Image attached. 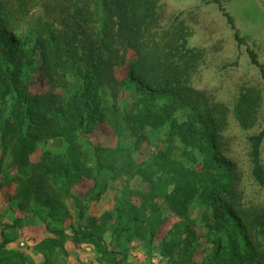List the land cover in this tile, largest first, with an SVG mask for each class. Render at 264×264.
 Wrapping results in <instances>:
<instances>
[{
	"label": "rangeland",
	"instance_id": "374dc122",
	"mask_svg": "<svg viewBox=\"0 0 264 264\" xmlns=\"http://www.w3.org/2000/svg\"><path fill=\"white\" fill-rule=\"evenodd\" d=\"M152 2H143L146 30L132 47L117 35L120 0H0V65L17 72L27 97L66 105L82 82L63 67V55L87 70L104 54L101 84L91 98L90 91L85 95L97 116L90 131L46 137L28 164L18 166L16 129L2 137L0 128V243L3 234L9 239L1 249L8 259L0 264L43 263L36 245L52 236L47 225L66 235L62 251L49 258L54 264H264V185L254 179L248 140L264 125V80L247 53L254 50L264 64V0H223L242 45L210 0ZM46 22L62 57L53 52ZM102 31L111 45L104 52ZM50 75L63 76L61 84L52 87ZM14 92H0V118H14ZM147 110L170 119L146 127V140L134 149L136 137L123 117ZM261 161L264 166V140ZM103 162L107 166L100 169ZM97 171L100 184L93 191L90 175ZM179 181L201 189L184 218L168 199ZM152 186L157 195L149 199ZM74 197L84 207L82 218ZM17 218L23 221L6 227ZM78 225L99 233L110 252L73 243L72 227ZM164 241L178 243L172 258L159 253Z\"/></svg>",
	"mask_w": 264,
	"mask_h": 264
},
{
	"label": "trees",
	"instance_id": "16d2710c",
	"mask_svg": "<svg viewBox=\"0 0 264 264\" xmlns=\"http://www.w3.org/2000/svg\"><path fill=\"white\" fill-rule=\"evenodd\" d=\"M125 1L126 3H124ZM142 1L145 4H147L146 2L151 3V5L153 3V0H120L119 7L121 8V13L119 15L117 35L118 37L126 39L128 44L132 47L137 46L134 42L137 40L138 35L143 34L146 30V27L143 29L141 28V22L144 21L141 12L144 8V3ZM210 2L216 4L220 13L225 17L227 23L233 31V37L237 44H244L243 37L237 29L233 17L225 9L223 0H210ZM129 3H131V5H128ZM152 7L154 9V6ZM44 28L49 37L53 52L57 56L56 58L62 57L59 53L60 47L57 44L56 36L53 34L49 23H44ZM105 38L106 35L102 31V39L99 42V47L102 52L111 48V45L105 44ZM247 53L251 63L259 68L261 77L264 80V64L259 62L257 54L254 50L247 48ZM63 56L67 58V63L65 62V66L63 67L66 68L68 65V67L74 72L76 79L82 82V90L79 94L72 97L71 102L66 105H62L61 103L55 107L53 104L49 103V101H46V99L41 100L40 98L32 99L27 97L24 86L21 85L16 78L17 72L14 70H8L5 72L3 67L0 65V92L4 90L5 93H7L9 92V88H13L15 90V94L12 97L15 102V106L17 105L13 119L9 121V119H4L3 117L0 118V128L2 129L1 136L3 137V135H7L9 131L16 129V132L14 133L15 140L13 161L18 166H25L28 164V155L33 151L34 147L40 140L49 136L62 135L65 137H73L77 134L79 129H82L83 131H90L92 126L97 121L96 109L89 107V100L85 98V95H87L90 91L88 97L91 98L92 91H94V89L101 84L104 54L101 53L98 55L87 70H82L78 66L73 65V63H71L73 58L69 53H66V55ZM140 60L146 62L143 57ZM47 70L49 71V69ZM46 75L49 76V73H46ZM53 76L54 75H50L51 86L55 87L58 81L61 84L63 76L59 78H54ZM170 80V77L165 79L166 84H169ZM41 106H43L45 110L42 113L38 112ZM4 110V103L2 106L0 104V116L3 115ZM48 111H51L54 117L47 115L46 112ZM29 115H36V117L33 118L32 121L28 120V122H25V120L22 119V116L29 117ZM123 118L124 122L136 137L134 149H138L147 138L143 130L146 127L158 128L170 119V114H164L162 111L157 112L147 110L144 111V113H127ZM171 125L172 130H175V121L172 120ZM248 140L250 142V155L253 163L252 173L254 179L260 185H264V166L261 161V145L264 140V125L257 133L249 135ZM95 149L97 151L99 150L98 148ZM96 154L98 155V152ZM76 161L78 162V160ZM106 166V163L103 162L99 168H105ZM142 169L143 168H138L140 175L146 177V180L151 181L152 178L147 176L148 172ZM85 170L89 171L88 169ZM99 175L100 171H97L95 176L90 175L95 182L93 185V191L97 189L100 184ZM189 175L190 172H187L183 177L185 178ZM37 186H40V180L38 181ZM40 190L41 189H37L38 192H40ZM200 190L201 189L199 187L188 184L186 181H179L174 187L172 193L168 195L173 212L179 217H186L192 201L196 199V196H200ZM149 191L150 192L147 198L152 199L157 195V189L153 186L150 187ZM24 193H26V191ZM74 200L79 208L78 215L82 218L84 216V207L82 202L78 197H74ZM134 208L136 210L135 206ZM137 216L138 215L134 216L135 221L137 220ZM22 221L23 219L17 218L9 225H6V227H15ZM160 224L161 221L157 220L155 225L149 228L150 240L155 237L157 228ZM46 227L52 236L41 240L36 247L45 256L44 262L41 264H54L49 258L54 252L56 254L58 250L60 252L62 251L63 244L66 241V235L63 229L51 227L50 225H47ZM72 232L73 235L70 240L73 243L77 245L81 243L92 244L96 246L102 254H108L110 252L105 248L103 238L99 233L89 230L81 225H78L77 227L73 226ZM3 238V241L0 243V263L8 259V256L6 255L7 252L1 249H3L5 244L9 242V239L6 238L5 234H3ZM176 247H178L177 242L164 241L162 243V247L159 249V253L162 257L172 258ZM216 255L220 256L221 254L219 251H216ZM19 260L22 261L24 258L20 255Z\"/></svg>",
	"mask_w": 264,
	"mask_h": 264
}]
</instances>
